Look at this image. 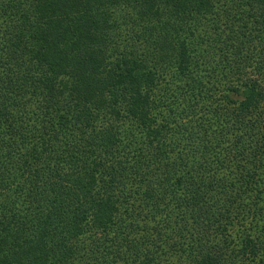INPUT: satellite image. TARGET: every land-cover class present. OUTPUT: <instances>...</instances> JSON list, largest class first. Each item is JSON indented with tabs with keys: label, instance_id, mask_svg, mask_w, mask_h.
Listing matches in <instances>:
<instances>
[{
	"label": "trees",
	"instance_id": "16d2710c",
	"mask_svg": "<svg viewBox=\"0 0 264 264\" xmlns=\"http://www.w3.org/2000/svg\"><path fill=\"white\" fill-rule=\"evenodd\" d=\"M0 264H264V0H0Z\"/></svg>",
	"mask_w": 264,
	"mask_h": 264
}]
</instances>
